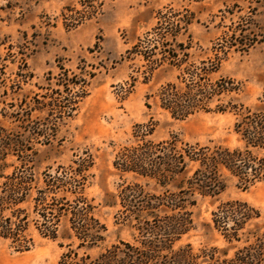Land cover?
Returning <instances> with one entry per match:
<instances>
[{
  "label": "rangeland",
  "instance_id": "rangeland-1",
  "mask_svg": "<svg viewBox=\"0 0 264 264\" xmlns=\"http://www.w3.org/2000/svg\"><path fill=\"white\" fill-rule=\"evenodd\" d=\"M217 60L211 79L232 80L236 92L183 121L159 107L163 86L179 84L189 66ZM53 100L65 109L49 110ZM263 102L264 0H0V128L38 161L40 172L87 153L94 159L85 195L107 231L80 256L96 258L140 238L135 222L120 213L117 196L125 186L162 190L114 167L121 148L135 140L137 125L152 124L147 139L155 143L177 136L190 145L243 149L238 117L215 108L241 104L253 111ZM6 162L5 174L20 166L12 155ZM231 201L260 213L244 236L264 232V181L245 188L226 174L223 192L197 198L193 229L177 247L227 249L213 213ZM29 232L34 243L26 252L0 238V264H59L67 245L79 244L68 241L63 228L57 239L41 236L33 224Z\"/></svg>",
  "mask_w": 264,
  "mask_h": 264
},
{
  "label": "trees",
  "instance_id": "trees-1",
  "mask_svg": "<svg viewBox=\"0 0 264 264\" xmlns=\"http://www.w3.org/2000/svg\"><path fill=\"white\" fill-rule=\"evenodd\" d=\"M220 65L217 60L203 62L201 67L189 66L179 84L169 83L160 89L157 104L180 121L200 111L210 112L212 104L238 90L232 80L211 79ZM63 104L53 100L48 109H65ZM215 111L238 117L235 131L243 149L190 145L177 136L155 143L147 139L153 133L152 124L136 126L135 140L121 148L114 167L162 190L150 193L139 183L122 189L117 196L120 213L125 221L135 222L132 227L141 236L134 243L120 242L96 258L78 253L103 242L107 231L85 195L94 164L92 155L40 172L38 161L24 155L18 142L0 128V238L10 241L17 252H26L34 243L31 224L49 239H57L63 228L65 238L79 244L76 249L73 243L68 244L59 264H264V232L257 229L244 236L246 227L259 219L260 213L241 201L227 202L213 213L215 228L222 232L227 249L203 248L196 253L190 245L177 247L193 229L192 209L197 198H213L223 192L226 174L245 188L264 181V159L259 157L264 150V102L253 111L241 104L217 105ZM11 155L20 166L5 174Z\"/></svg>",
  "mask_w": 264,
  "mask_h": 264
}]
</instances>
